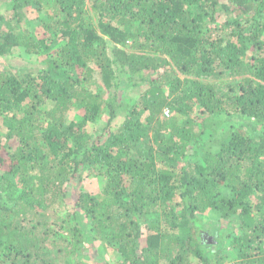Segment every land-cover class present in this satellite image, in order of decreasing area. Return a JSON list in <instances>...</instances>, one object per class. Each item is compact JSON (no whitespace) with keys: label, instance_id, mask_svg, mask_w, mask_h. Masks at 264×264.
<instances>
[{"label":"trees","instance_id":"obj_1","mask_svg":"<svg viewBox=\"0 0 264 264\" xmlns=\"http://www.w3.org/2000/svg\"><path fill=\"white\" fill-rule=\"evenodd\" d=\"M8 1L0 57L45 58L0 69V264H264V0ZM123 68L136 95L102 98Z\"/></svg>","mask_w":264,"mask_h":264},{"label":"rangeland","instance_id":"obj_2","mask_svg":"<svg viewBox=\"0 0 264 264\" xmlns=\"http://www.w3.org/2000/svg\"><path fill=\"white\" fill-rule=\"evenodd\" d=\"M8 3H9V1L0 7L1 12L8 10V8H9ZM35 16L38 17V15L35 12H33L32 17L34 18ZM128 44H130V41ZM119 45H121V44H119ZM120 48H122L126 51H131L130 47L125 46V45H121ZM53 49L54 48H52V50ZM109 49H110V47L107 48V53L111 56ZM251 53L252 52H250V51L247 52L248 57L251 55ZM44 58H45V56L43 54H30V53H27L23 47H20V46L14 47L7 55H3L0 57V69L3 71H6V72H12V73H16L18 71H27V70L36 71L37 69L44 66V63L42 62V60H44ZM114 68L116 69L115 66H114ZM125 70H126V68H123L122 71L119 69H117L115 71L114 80H113V87L110 88V90L106 89L105 87H103L101 85L97 86L98 88L95 87L96 86L95 85L93 87V89L95 91H100V95L102 98L107 97L109 95V91H110L111 94L117 95L118 99H120L122 96L124 98V101H126V102L131 101L133 99V97L136 95V93H133V95L130 94L131 87L129 86V80H132V79H130L128 75H125V72H124ZM233 79H235V77L225 76V77L220 78V79H215V80L205 79L203 81H210V82H214V83H219V84H221V87L223 88L228 82L232 81ZM146 86H147V84L145 83V86L143 88H145ZM166 87H167V85H166ZM143 88H140V91H142ZM47 107H49V105H47L44 108H47ZM81 113H82L81 109H76V110L72 109L68 113V118L69 119L70 118L71 119L72 118L73 119L78 118ZM194 114H196L195 110H194V113L192 115H194ZM103 118L105 119V117H103ZM231 118H233L231 123H233L234 126H237L236 117L231 116ZM222 119H224V121H225L226 117L222 118ZM121 120H122V118L118 116L115 119V124H117V125L120 124ZM227 124H229V123L224 122L220 126L219 131H221V129H223L224 127L229 126ZM195 128H198V127L195 126ZM83 178H84V181H83V185H81V186H83V189L85 191H88V192L93 193V194L98 193L99 188L105 182V179L103 177L86 176V172L83 173ZM76 189L77 188L75 187V183H73V185L69 186V192L75 193ZM72 204H73L72 200H66L64 206L52 205L49 208L48 213H53V212L55 213L56 212L57 217L65 216V213H67V210H69L71 208ZM200 217L206 224L207 223H211L213 225L215 224L213 226L214 228L210 230V233H212V234L205 233V234H207V238L210 241L212 240L213 232L219 227H220V230L223 234L228 235L230 232L232 234H235L234 230L236 228V225H233L232 227L228 228V226H225L227 224L226 219L220 218L219 214H216L214 212L206 210L203 213H201ZM145 233H146V230L143 229V234H145ZM229 241H230V237H228V238L225 237L222 240V244L219 246L222 249V251H224V253H225V251L228 253V258L225 259V262L226 261H232L236 256V253L234 251L235 249L230 248V246H229ZM100 244H101L100 242H94L95 248L97 249L96 251L100 256H102L105 260L109 261L110 264L120 263V260H121L120 256L117 253L113 252L112 248H108L107 250L103 251V248L101 247ZM142 244H143V242H142ZM94 252H95L94 248H93V250L88 251L89 255H91V258L86 259V261L89 262L92 260L94 262L98 259L97 255L94 257ZM54 253H56V252H54ZM192 264H195V260H193V259H192Z\"/></svg>","mask_w":264,"mask_h":264},{"label":"built area","instance_id":"obj_3","mask_svg":"<svg viewBox=\"0 0 264 264\" xmlns=\"http://www.w3.org/2000/svg\"><path fill=\"white\" fill-rule=\"evenodd\" d=\"M163 115H164L165 117H168V116H169V111H168V109H164V110H163Z\"/></svg>","mask_w":264,"mask_h":264}]
</instances>
